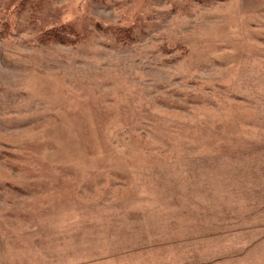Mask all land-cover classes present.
Listing matches in <instances>:
<instances>
[{
    "label": "rangeland",
    "instance_id": "rangeland-1",
    "mask_svg": "<svg viewBox=\"0 0 264 264\" xmlns=\"http://www.w3.org/2000/svg\"><path fill=\"white\" fill-rule=\"evenodd\" d=\"M0 264H264V0H0Z\"/></svg>",
    "mask_w": 264,
    "mask_h": 264
},
{
    "label": "trees",
    "instance_id": "trees-1",
    "mask_svg": "<svg viewBox=\"0 0 264 264\" xmlns=\"http://www.w3.org/2000/svg\"><path fill=\"white\" fill-rule=\"evenodd\" d=\"M63 27V26H62ZM59 30H60V28L59 27H54V28H52V29H49V30H47L46 32H44L43 33V35L46 37V38H48V39H50V40H52L53 38H57V40H59V41H66V39H65V37L64 36H62V35H59L57 32H59ZM129 29L128 28H123V29H121V31L123 32V33H125V34H127V31H128ZM121 37H124V35H121ZM128 37H130L129 35H128Z\"/></svg>",
    "mask_w": 264,
    "mask_h": 264
}]
</instances>
